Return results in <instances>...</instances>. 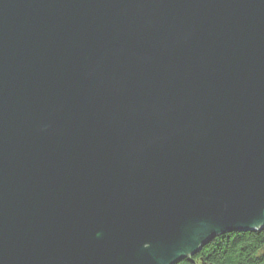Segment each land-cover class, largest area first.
<instances>
[{
    "label": "water",
    "instance_id": "1",
    "mask_svg": "<svg viewBox=\"0 0 264 264\" xmlns=\"http://www.w3.org/2000/svg\"><path fill=\"white\" fill-rule=\"evenodd\" d=\"M263 228L264 0H0V264Z\"/></svg>",
    "mask_w": 264,
    "mask_h": 264
},
{
    "label": "trees",
    "instance_id": "2",
    "mask_svg": "<svg viewBox=\"0 0 264 264\" xmlns=\"http://www.w3.org/2000/svg\"><path fill=\"white\" fill-rule=\"evenodd\" d=\"M176 264H264V228L217 236Z\"/></svg>",
    "mask_w": 264,
    "mask_h": 264
}]
</instances>
